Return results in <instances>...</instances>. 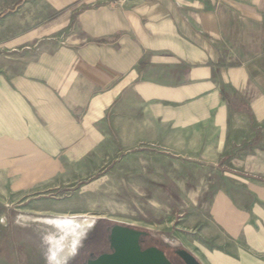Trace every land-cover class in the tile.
I'll return each mask as SVG.
<instances>
[{
    "label": "crops",
    "instance_id": "obj_1",
    "mask_svg": "<svg viewBox=\"0 0 264 264\" xmlns=\"http://www.w3.org/2000/svg\"><path fill=\"white\" fill-rule=\"evenodd\" d=\"M73 1L0 25L20 44L0 52V202L42 211L109 155L148 154L150 237L264 264V0Z\"/></svg>",
    "mask_w": 264,
    "mask_h": 264
},
{
    "label": "rangeland",
    "instance_id": "obj_2",
    "mask_svg": "<svg viewBox=\"0 0 264 264\" xmlns=\"http://www.w3.org/2000/svg\"><path fill=\"white\" fill-rule=\"evenodd\" d=\"M70 1L74 2L0 0V25L10 20L18 26L22 20L36 22L50 16L53 2L66 4ZM75 2L78 3L77 8L83 9L99 5L116 6L122 0ZM29 31L34 33L33 28ZM54 38L57 40L55 35ZM33 41L30 40L24 48L36 50L37 45ZM19 48L20 44L6 45L0 41V52ZM111 141L116 145V139ZM108 157L94 170L78 175L76 182L42 193L38 197L43 205L42 211H32L31 202H0V264H55L57 257H61L62 264H84L88 258L109 251L107 236L112 225H127L147 232V217L138 199L149 193L146 184L149 164L151 161L159 163L158 157L148 154ZM89 217L94 219L91 225H77L76 220ZM146 237L142 238V246L157 244L173 264H183L173 248L161 238Z\"/></svg>",
    "mask_w": 264,
    "mask_h": 264
},
{
    "label": "water",
    "instance_id": "obj_3",
    "mask_svg": "<svg viewBox=\"0 0 264 264\" xmlns=\"http://www.w3.org/2000/svg\"><path fill=\"white\" fill-rule=\"evenodd\" d=\"M146 236V231L114 224L109 228L107 236L109 251L88 258L84 264H173L160 248L142 247V238ZM173 252L183 264H200L185 249L179 248Z\"/></svg>",
    "mask_w": 264,
    "mask_h": 264
},
{
    "label": "bare ground",
    "instance_id": "obj_4",
    "mask_svg": "<svg viewBox=\"0 0 264 264\" xmlns=\"http://www.w3.org/2000/svg\"><path fill=\"white\" fill-rule=\"evenodd\" d=\"M93 221H94V219L93 218H87V219H78V220H76V223H77V225L78 226H80V227H85V226H89V225H91L92 223H93ZM65 247V246H64ZM66 248V247H65ZM64 248V249H65ZM66 250V249H65ZM63 254V253H62ZM71 254V253H70ZM68 255V254H67ZM61 257H57V259H56V261L54 262L55 264H62V262H63V260H62V262H61V259H60Z\"/></svg>",
    "mask_w": 264,
    "mask_h": 264
},
{
    "label": "flooded vegetation",
    "instance_id": "obj_5",
    "mask_svg": "<svg viewBox=\"0 0 264 264\" xmlns=\"http://www.w3.org/2000/svg\"><path fill=\"white\" fill-rule=\"evenodd\" d=\"M145 238V237H144ZM146 238H148V236L146 237ZM144 243V240L142 241V244ZM148 246H156V247H158V248H160V246L159 245H157V244H148V245H144V246H142L143 248H146V247H148ZM161 249V248H160ZM162 250V249H161ZM165 253V252H164ZM166 255V254H165ZM167 256V255H166ZM168 257V256H167ZM180 260V259H179Z\"/></svg>",
    "mask_w": 264,
    "mask_h": 264
}]
</instances>
